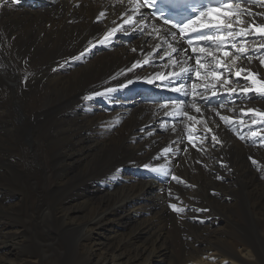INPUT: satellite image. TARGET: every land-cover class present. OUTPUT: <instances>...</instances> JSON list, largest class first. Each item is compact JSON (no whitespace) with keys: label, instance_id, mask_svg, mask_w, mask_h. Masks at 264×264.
Here are the masks:
<instances>
[{"label":"bare ground","instance_id":"6f19581e","mask_svg":"<svg viewBox=\"0 0 264 264\" xmlns=\"http://www.w3.org/2000/svg\"><path fill=\"white\" fill-rule=\"evenodd\" d=\"M28 1L0 7V264H264V132L249 135L264 124L253 125L247 112H264V99L227 93L218 84L225 106L207 107L209 92L206 100L197 96V113L191 96L170 88L145 82L119 88L130 77L171 70L160 67L169 62L159 59L167 45L147 34L161 23L142 9L149 27L124 25L126 33L101 44L122 23L127 3ZM174 46L186 47L182 40ZM249 49L252 63L242 58L237 66L264 80L255 59L264 49ZM149 53L156 67L138 66L112 79ZM227 78V87L237 79L241 87L246 83L231 73ZM107 87L118 90L84 99ZM153 93L179 95L185 111L212 131L187 117L166 116L171 99L151 104ZM165 103L169 108L162 109ZM189 125L195 147L187 139ZM165 147L173 152L162 155ZM145 164L170 173H153ZM170 204L185 211L178 214Z\"/></svg>","mask_w":264,"mask_h":264},{"label":"snow or ice","instance_id":"6c2138e0","mask_svg":"<svg viewBox=\"0 0 264 264\" xmlns=\"http://www.w3.org/2000/svg\"><path fill=\"white\" fill-rule=\"evenodd\" d=\"M20 0H0V7L8 6L9 4H18ZM119 4H125L129 6V11L125 12L122 16V23L118 26H114L106 34L103 40L100 41L104 44L108 41L109 37L113 36L117 31L127 32L124 25H129L133 31L136 30V26H142L143 28L149 27L147 21L148 16L145 15L142 9H155L151 13L153 19L159 18L163 20L162 25L153 23L151 31L147 34L155 36L160 39L163 44L167 45V48L160 55L159 59L163 60L168 58V63L160 65L162 69L169 68L167 75L164 71L155 72L149 74L147 77H130L126 81H122L119 88H127L134 83L145 82L155 87L170 88L172 92L181 93L183 96H191L192 100L190 107L195 109L197 113L201 111L200 106L197 104V96L201 100H206V93H211L213 97L217 96V85L220 89L227 93L241 92L245 96L249 93L264 99V80L258 79V73L252 72L250 69L244 67H238L237 62L242 58L251 64L254 56L249 55V45H253V51L264 49V12L251 11L252 5H260L264 7V0H117ZM167 11V16L165 12ZM159 14V17H157ZM222 17L221 19H212L213 16ZM104 13H100V17H103ZM140 18L137 20L136 17ZM261 18V22L256 21V17ZM244 17H248L245 20ZM115 24V22H113ZM171 26L170 28L165 26ZM246 25V26H245ZM177 29V31H173ZM189 33H194V36H190L187 39V45L191 47L192 54H188V47L178 48L174 46L178 44L180 40ZM261 38L256 41H249L248 37L257 36ZM194 41L205 42L199 46H194ZM92 47H95L93 44ZM157 51L160 50L161 44L155 45ZM226 48H230L231 51H226ZM136 51L135 48L132 49ZM235 53V54H233ZM176 54V57H173ZM84 53L81 52L80 56ZM80 56L74 57V59H80ZM231 57V59L225 62L224 58ZM153 54L149 53L143 60H136L126 70H122L113 76L112 79H116L117 76H125L128 72H132L138 66L150 65L156 67L153 63ZM210 58V59H209ZM255 59L259 60L261 66H264V54L255 56ZM194 60L193 65H189V61ZM203 61V62H202ZM223 69L224 71H220ZM203 70V76L201 71ZM227 73H231L233 78H242L246 83L243 87L240 86V79L236 80V84L232 87H227L231 81L227 78ZM223 78V79H222ZM197 79L203 80L204 83H197ZM157 81H167V84H157ZM179 82V83H177ZM188 87H185V84ZM175 85V86H173ZM197 88L203 89L201 92H197ZM118 88L107 87L103 91H95L91 95L86 96L85 100H93L94 98H105L109 94L114 93ZM171 111H166L165 115L169 117H187L188 121H195L196 123H203L207 132H211V128L208 127L206 121H199L195 116L189 115L185 111L184 100H171ZM225 105L219 104L220 108ZM162 109L169 108V104H161ZM216 112V109H211ZM244 112L243 109H241ZM248 113H252L253 117L251 123L264 124V112L260 109H247ZM220 115L219 112H216ZM259 117V119H256ZM220 119L225 124H231L232 121L227 116H220ZM240 124H244L243 120L239 121ZM175 131V127L172 128ZM194 131V125L188 126L187 139L195 147L193 141L192 132ZM264 129H258L255 132H250V136H258ZM207 138L206 136L204 137ZM245 137L242 135L240 139ZM200 143L203 144V139L197 137ZM211 140L215 143H220L216 135L211 136ZM175 143V142H174ZM173 152L171 147H165L162 155H167ZM255 164L256 161H253ZM144 167L149 169L153 173H159L162 175H169L170 170L165 166L152 167L149 164H145ZM172 180L181 182L180 177L172 175ZM217 179H223V177L217 176ZM191 186V185H189ZM169 195H172L169 192ZM179 199V197H177ZM169 207L178 214L183 213L185 209L183 207H177L176 204H170ZM192 211L200 212L206 211V209L192 208Z\"/></svg>","mask_w":264,"mask_h":264},{"label":"rangeland","instance_id":"374dc122","mask_svg":"<svg viewBox=\"0 0 264 264\" xmlns=\"http://www.w3.org/2000/svg\"><path fill=\"white\" fill-rule=\"evenodd\" d=\"M22 0H20V2H21ZM41 0H32L31 2L30 1H28L32 6H35L37 3H39ZM136 33V34H135ZM130 38L131 39H133V38H135L137 35H138V32H135ZM116 38H118V39H123V37L122 36H114L112 39L113 40H115ZM126 39V38H125ZM254 54H256V52L254 53ZM131 168V167H130ZM129 168V169H130ZM128 169V170H129ZM127 170V171H128Z\"/></svg>","mask_w":264,"mask_h":264}]
</instances>
